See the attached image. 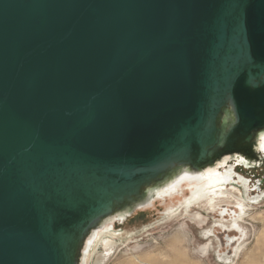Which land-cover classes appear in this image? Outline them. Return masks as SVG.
Returning <instances> with one entry per match:
<instances>
[{
	"label": "water",
	"instance_id": "1",
	"mask_svg": "<svg viewBox=\"0 0 264 264\" xmlns=\"http://www.w3.org/2000/svg\"><path fill=\"white\" fill-rule=\"evenodd\" d=\"M261 133L264 0H0V264H79L226 156L248 181Z\"/></svg>",
	"mask_w": 264,
	"mask_h": 264
},
{
	"label": "rangeland",
	"instance_id": "2",
	"mask_svg": "<svg viewBox=\"0 0 264 264\" xmlns=\"http://www.w3.org/2000/svg\"><path fill=\"white\" fill-rule=\"evenodd\" d=\"M239 172L247 178L253 177V184H249L251 195L259 194L260 192L256 189V183L264 173L260 170L257 171L258 175H256L255 171H249L246 166ZM252 173H255V176ZM257 177H259V180H254ZM260 186H262L261 190L263 191L264 183ZM262 201L243 219L250 231V235L234 264H264V202ZM156 206L155 209L138 211L127 218L123 224L115 223V231L117 233L130 232L134 233V235L126 239L124 234H122L124 237L113 236L118 247L105 264H223L217 260L214 253L204 254V244L203 246L201 244L206 242V239H202L200 228H203L204 225H209V218L205 217V215H202L203 220L200 223L196 220V226L193 225V227H191L192 225L189 227L186 220L184 221L182 218L180 219L181 221H174L166 224V226L157 225L154 230L144 231L143 229L147 225L161 223L165 207L160 203H157ZM176 233L179 235L177 236ZM215 234L217 236V239L213 238L215 253L220 252L221 255L228 256L229 254L232 256V253H229L231 249L227 245L224 231L218 229ZM232 234H236V231L233 230ZM178 237L182 239L180 240ZM105 248L107 255L115 249L111 245H107ZM102 250L99 251L102 252ZM102 260L104 261V258Z\"/></svg>",
	"mask_w": 264,
	"mask_h": 264
},
{
	"label": "bare ground",
	"instance_id": "3",
	"mask_svg": "<svg viewBox=\"0 0 264 264\" xmlns=\"http://www.w3.org/2000/svg\"><path fill=\"white\" fill-rule=\"evenodd\" d=\"M256 143L258 145V148H261L264 151V133L258 135L256 139ZM229 159L230 156H226L220 161H217L214 167H206L204 170L198 173H191L188 171H184L178 176H176L171 181V183L166 185L164 188L159 190H155V189L149 190L148 197L150 194L154 192L156 195L150 203L145 205L144 208L140 210L153 209L154 207H156L157 203L162 204L165 208L162 214L163 218L161 220V223L159 222L160 224L156 223L152 225H147L144 227L143 230L146 231L150 229L151 231L154 230L157 225L166 226V224H169L174 221H178L182 218H183L182 220L184 221L186 220L189 227L191 225H192L191 227H193V225L196 226L195 225L196 220L199 221L200 223V221H202V219H200L202 215L199 212L194 211L193 208L196 206V204L208 198L207 196L211 194L214 190H218V189L220 190L221 188H225L227 184L231 183L233 176V173L231 172L232 170L231 166H228L225 170H222L221 172L217 171L218 167L223 166L225 162ZM237 179L242 180V178L240 177H237ZM241 199H242L241 205L234 206L237 212L227 221L226 220L223 221V222L231 223L230 228H226L218 224L212 226V229L215 228L217 230L221 229L222 231H224L228 246H230L232 241L237 240V242L230 251V254L232 253V256L229 254L228 256H224L221 255L220 252L216 253L218 261H221L222 263L234 264L238 258L239 253L242 251L243 247L246 245V242L249 239L250 231L248 232V235H246L244 232L246 225L242 223V221H239V217L249 214V211L243 208V206H245L244 204L248 203L250 205L257 206L259 205V202H261L264 199V194L255 195L248 199L246 191H243V195ZM173 201H174V205L165 206L167 202H173ZM219 206L220 205L218 204H213V209L212 210L210 209L209 211L214 212ZM209 211H206V214H208ZM137 212H138L137 210L134 211L132 215L136 214ZM126 215H128L127 212H124L108 218L103 222L102 226H100L91 233L90 237L86 241L84 248L82 249V255L79 264H105L107 260L111 257V255L114 254L115 250H117L118 247V244L114 240L113 236L124 237L122 236V234H124L126 239L134 235V233H130V232L117 233L115 231L114 221L122 222L126 217ZM212 229L210 231V235H213ZM233 230L236 231V234L234 236H229V233H231ZM178 235L179 234H177V236ZM178 239L181 240L182 238L178 237ZM203 244L204 243H202L201 245L203 246ZM107 245L108 246L111 245L115 248L111 251L109 255L106 254L105 246ZM237 245H239L238 248ZM99 250H102V252ZM203 250H204V254L206 255L212 253L210 245H209V249H207V247L204 244ZM100 258L102 259L104 258V261ZM137 259H139V257Z\"/></svg>",
	"mask_w": 264,
	"mask_h": 264
},
{
	"label": "flooded vegetation",
	"instance_id": "4",
	"mask_svg": "<svg viewBox=\"0 0 264 264\" xmlns=\"http://www.w3.org/2000/svg\"><path fill=\"white\" fill-rule=\"evenodd\" d=\"M242 166H239L238 169L242 170ZM237 169V167H235V171L238 172L240 175L241 172H239V170ZM249 171L253 170L256 172V175H258L257 171H262L264 173V160L262 162V165L259 167H250L248 168ZM258 169V170H257ZM255 176V173H252ZM244 178H246L248 181L246 180H239L237 178L232 179L231 183L227 184L225 188H221L220 190H214L211 194H209L203 201L199 202L198 204H196V206L193 208L194 211L199 212L201 215H205V217L209 218L208 221V226L204 225L203 228H200L201 231V236L202 239H206V242H204L205 246L207 247V249H209V245L211 246V252L214 253V255L217 258V255L215 253V245H214V239H217V236L215 234V231H217V229H212V226L215 224H218L220 226L226 227V228H230V224L229 222H223V221H227L228 219H230L237 211L234 208V206L236 205H241L242 203V195H243V191H246L247 194V198H251L253 197V195H251V187L249 184H253V177H245V175H242ZM259 179V177L254 178V180ZM260 189H262V186H260ZM264 194V191L257 194ZM264 202V199L263 201ZM213 204H218L220 205L214 212H210L209 210L213 209ZM169 205H174V201L173 202H167L165 204V206H169ZM245 206H243L244 209H247L249 212H251L254 209V205H250L248 203L244 204ZM261 205V204H260ZM157 207V206H156ZM154 207V209L156 208ZM206 211H209L208 214H206ZM219 215V216H218ZM246 216V215H245ZM245 216H241L239 217V221H242V223L245 224V221H243ZM220 217V218H217ZM213 218H217V219H213ZM202 219V216L201 218ZM213 219V220H212ZM203 220V219H202ZM212 220V221H210ZM212 229L213 235H210V231ZM245 234L248 235V227L246 226L245 230H244ZM244 234V236H245ZM235 234L229 233V236H234ZM214 238V239H213ZM246 240V239H245ZM237 242V240H234L231 242L230 244V249H232V247L235 245V243ZM239 247V245H237V248ZM231 251V250H230ZM229 251V253H230ZM218 260V258H217ZM231 261V260H230ZM223 264H227V263H223Z\"/></svg>",
	"mask_w": 264,
	"mask_h": 264
}]
</instances>
